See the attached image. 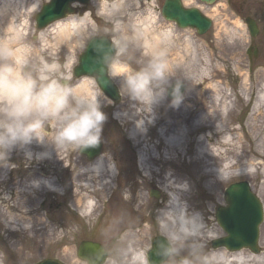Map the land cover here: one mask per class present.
I'll list each match as a JSON object with an SVG mask.
<instances>
[{
  "label": "rangeland",
  "instance_id": "1",
  "mask_svg": "<svg viewBox=\"0 0 264 264\" xmlns=\"http://www.w3.org/2000/svg\"><path fill=\"white\" fill-rule=\"evenodd\" d=\"M46 1L22 0L21 4L15 1L12 9H7L5 2L0 0V21L4 13L7 14L6 19L14 15L12 21L23 27L18 38L0 28V42L6 41L7 46L14 49L27 47L33 65L43 60L72 70L88 38L105 35L117 49L109 71L113 64H118L121 72L125 67L139 69L153 57L162 55L173 74L162 85L164 94L151 106V111H141L139 116L133 117L139 111H136L137 102L120 91L122 77H112L120 93L119 101L112 103L109 98L102 96L99 99L101 111L106 116L101 131L100 153H111V164L118 174V182H115L118 187L123 183L134 182V185H139L145 182L142 191L148 205L141 215L134 216V221L130 215L122 213L115 201L110 203L109 209L120 215L116 217L120 223L135 222V218L140 217L136 220L148 233L142 247L137 246L140 242L133 243L130 239L126 242L127 251L123 252L118 243L121 235L113 233L103 237L104 231H100L102 218L90 219L77 213L70 203L72 189L69 181L71 175H75L82 164L90 160L80 151L62 149L65 161L60 164L62 168L58 165L56 173L58 193L44 190L37 192V201L41 204L40 215L52 228H56V234L45 244L36 231L11 233V228L0 219V264H33L43 259H55L63 264H85L76 254L82 240H92L103 246L106 251L103 264H132L136 254L151 248L154 236H162L158 219L169 209V192L173 195L174 189L165 188L159 181L170 183L176 179L179 181H174L173 186L184 188L182 202L188 209L186 214L203 219L205 232L202 253L207 258V264H216L209 261L212 250H216L217 254L229 253L223 247L211 246L212 240L225 235L216 223L215 210L225 205L223 193L226 187L232 182L247 181L252 192L262 201L264 212V106L261 107V115L253 120L252 132L247 128L259 91L264 85V0H216L211 6H203L202 11L212 20V25L202 35L194 29H179L164 20L157 8L161 0H90L85 5L86 15L73 14L63 18H73L77 23H82L77 30L70 28V42L62 38L56 41L53 26H35L34 16ZM245 16L255 19L260 28L259 35L254 39L246 29ZM81 77L73 75L71 83L76 85ZM173 82L184 84L181 101L175 107L166 95V89ZM181 105L190 107L191 111L180 117L177 109ZM114 112H123L129 117L120 121L115 118ZM143 116L146 117L141 118ZM149 116L158 120L159 128L166 127L167 132H174L178 127L189 130L183 154L180 155L182 159L178 158L179 163L161 165L148 162L152 170L161 172L160 176L153 178L142 171L137 156L139 149L147 144V138L155 143L160 142L155 136L154 127L148 124L150 130L145 143L130 135L133 121ZM199 138L203 141L198 142ZM200 143L207 147L208 155L202 158V162L197 161L189 166L187 162L196 159ZM174 153L170 157L175 158ZM69 160L72 161L69 168L72 172L68 168L64 170ZM206 163L210 166H205ZM227 163L231 168H225ZM49 169V162H46L44 177ZM250 169L251 173H246ZM208 170L215 173H207ZM225 173L228 176L222 178L221 175ZM1 178L10 179L7 168L0 170ZM9 187L8 183L4 186L0 184V193L11 197ZM28 191L36 194L33 189ZM151 192L156 196H152ZM107 208L108 205L103 204L98 210ZM14 222L16 228H19L17 223L21 225V221ZM22 224L37 229L31 219L24 220ZM258 241L261 250L259 254H264V213ZM239 251L246 255L251 253L247 249ZM186 255L187 246L174 258L168 256L163 264H179L180 259ZM255 259L252 258L250 264H256Z\"/></svg>",
  "mask_w": 264,
  "mask_h": 264
},
{
  "label": "clouds",
  "instance_id": "2",
  "mask_svg": "<svg viewBox=\"0 0 264 264\" xmlns=\"http://www.w3.org/2000/svg\"><path fill=\"white\" fill-rule=\"evenodd\" d=\"M109 75L123 78L120 91L137 102L139 113L151 111V106L164 94L162 85L173 74L161 55L139 69L125 67L120 73L109 71ZM72 80L70 68L43 60L33 65L27 47H0V163L6 161L14 147L25 148L34 141L50 144L56 150L77 152L100 143L106 116L101 111L98 82L95 78L89 79L87 83L92 91L82 94ZM180 101L177 84L171 104L175 107ZM142 123L137 121V127ZM25 155L31 158L32 154L26 152ZM46 155V152L39 153L37 158ZM158 225L171 245L167 253L170 259L187 246L188 255L183 256L179 264H207L202 253L205 232L202 218L188 216L180 205L165 211ZM146 253L134 257L132 264H149Z\"/></svg>",
  "mask_w": 264,
  "mask_h": 264
},
{
  "label": "bare ground",
  "instance_id": "3",
  "mask_svg": "<svg viewBox=\"0 0 264 264\" xmlns=\"http://www.w3.org/2000/svg\"><path fill=\"white\" fill-rule=\"evenodd\" d=\"M5 2V7L11 8L13 7V3L16 1L21 4L22 0H3ZM18 11L17 13H19ZM4 13V11H3ZM15 13V15L17 14ZM7 14H3V18L0 21V28L4 31L11 32L13 34V37H19L21 30L23 29L22 25L15 24L14 21H12L13 16H11L10 19H6ZM7 22H6V21ZM82 23H77L75 19L66 18L57 20L53 24L49 26H53L52 30L55 32L56 41L62 38L66 42H70L71 38V32L70 28L73 30H77L78 26H80ZM6 26V27H5ZM5 27V28H4ZM0 47H8L6 44V41L0 42ZM18 49H22L18 48ZM111 71H115L117 73L121 72V67L118 64H113ZM89 79H92V77L89 76H82L76 83L78 85V90L82 94H88L92 91L90 85L87 83ZM84 83H81V82ZM101 91V90H100ZM101 96L103 98H106L107 96H104V94L101 91ZM100 99V97H99ZM264 106V85L261 88V91H259L258 97L256 99V103L253 107V113L250 118V122L248 123V130L252 132L254 129V122L253 120L257 119L261 115V107ZM119 108V107H118ZM119 110H124L123 108H119ZM190 112L191 109L188 106L181 105L177 109V113L180 114L179 116H183L187 112ZM141 115V112H137L134 116ZM114 116L116 119H119L120 121L126 120L129 116L126 113H120V112H114ZM151 116L148 117V122L150 124H158V120L155 121V118ZM132 122V120L130 119ZM225 123V122H224ZM194 125H198V123H194ZM193 126V129L195 128ZM160 130L155 131V136L158 140H160L159 143H155L150 141L151 138H147V135L149 133L150 129L145 128L142 124L137 127V122L133 121L132 129L130 132L131 137H137L140 139V142L145 143L147 138V144H145L142 148L138 151V157L139 162L141 165L142 171L145 172V174H148L153 177L160 176L161 173L156 172L150 168L148 165V162H154V163H160L161 165H164L166 163H172L177 164L178 158H181L180 155L183 154V145L186 142V136L189 134V130H185L182 127H178L172 131L167 132L166 127L159 128ZM192 129V130H193ZM192 130H190L192 132ZM194 131V130H193ZM144 132V134H143ZM170 132V133H169ZM203 141V139L199 138L198 142ZM163 145V146H162ZM207 147L204 145H199L197 149V156L194 160H189L187 164L189 166H192V164H195L197 161L202 162V158L204 156H207ZM30 152L31 158L26 157L25 153ZM47 153L46 156H42L40 158H37V154L39 153ZM174 153L176 156L175 158L170 157L171 153ZM16 153V154H15ZM18 157V158H17ZM64 156H62V149H55L54 146L47 144H37L35 141L25 146V148H18L14 147L11 149L7 155V159L5 162L0 163V170L4 169L7 166L12 165L14 162H21L23 165L25 164H32L35 163V161H44L49 162L50 169L47 171V176L44 177V170L40 171L38 168H28L23 169V171H26L28 175L24 176L20 179L11 178L9 180H6L5 178L0 179V184L3 185L5 182H7L10 185V194L11 197H7L4 193H0V219L4 224L11 228V233H15L17 231H25V232H33L36 231L40 239L45 243H49L52 237L56 234V228L50 226L49 222H46L42 219V216L40 215L41 210V204L38 203V191L44 190L47 192H50L52 194L58 193L57 188V181L58 178L56 176V173L59 169V166L61 162H64L65 159H63ZM113 157H111V153L109 152H102L99 153L97 156H95L93 159H90L87 164L81 166V168L77 171V173L74 175H71V180L69 181V186L72 189L70 192V203L74 207V210L77 211L81 216L85 218H96L100 217L102 218V227H100V231H104L103 237H106L111 234L117 233L118 235H121V239L119 240V245L122 247V251H127L126 249V242L130 239L133 240V243L140 242L137 244V246H141L144 244L145 237L147 236L148 230L139 223L138 218H135L136 215H141L143 210H146L148 207L147 205V199L144 198L143 194V186L145 185V182H141L139 185H134V182H130L128 184L123 183L119 187L115 184V182H118V174L115 171L114 166L111 164ZM182 161V160H180ZM184 161V159H183ZM250 165H252V162H249ZM59 165V166H58ZM72 165V161L69 160L68 166L64 167V170L67 168L69 169ZM78 165V164H77ZM95 166V167H93ZM205 166H210L206 163ZM253 166V165H252ZM18 167V166H17ZM61 167V166H60ZM231 168V165L229 163L226 164L225 168ZM62 168V167H61ZM67 169V170H68ZM16 169H12L11 172L14 173ZM69 171L72 172V170L69 169ZM252 169L246 171V173H251ZM207 173H215V171L208 170ZM224 176H228V174L221 175L222 178ZM151 178H149L151 180ZM144 180H148L147 178H144ZM149 180V181H150ZM179 181V180H173L170 183H165L163 180L159 181L160 185H164L165 188H172L174 189L173 193L174 196L172 198V201L169 204V209H173L174 207H179L180 205L183 206L185 212L188 213L187 207H185L184 203L182 202L184 195V188L182 186L177 187L173 186V182ZM128 186V187H127ZM29 189H33L36 191V194H34V191L31 193L28 191ZM176 192V193H175ZM118 205V207L121 208V211L123 214L130 215L133 221L129 223H120L116 217H120V215H116V213H113L112 210L109 209L110 203L112 202ZM103 204H107V209H102L101 211L98 210L100 207H102ZM153 204H151L152 206ZM168 209V210H169ZM167 210V211H168ZM150 214V211H149ZM148 214V215H149ZM14 216H17L18 218H14ZM26 219H31L34 221V226L37 227L36 230H33L32 227H27L22 224V222ZM14 220L21 221L22 226H18L19 228H16L17 225L14 222ZM119 222H117V221ZM133 222V223H132ZM19 224V223H18ZM61 226V225H60ZM35 228V227H34ZM135 228H138L135 230ZM210 236H213L210 235ZM63 237V236H61ZM140 248V247H139ZM228 251V250H227ZM229 253H221L217 254L216 250H212L209 255V261L214 262L216 264H250L252 262V258L255 259L256 264H264V254H259L256 256L254 254L246 255L242 253L241 251L238 252H232L228 251ZM139 254H136L135 257H137ZM253 256V257H252Z\"/></svg>",
  "mask_w": 264,
  "mask_h": 264
},
{
  "label": "water",
  "instance_id": "4",
  "mask_svg": "<svg viewBox=\"0 0 264 264\" xmlns=\"http://www.w3.org/2000/svg\"><path fill=\"white\" fill-rule=\"evenodd\" d=\"M89 0H50L45 3L36 14L35 25L43 28L55 20L73 13L71 3L87 4ZM207 3L213 0H203ZM162 16L173 21L179 28L195 29L197 34L205 33L211 24L206 16L194 8L184 9L178 0H166L162 9ZM249 35L254 38L259 33V28L250 17H245ZM115 47L106 37L91 39L84 52L79 56L78 65L73 69V75L93 76L101 90L114 102L119 100V93L107 75V65L113 58ZM179 85V95L184 91L182 82H173L166 90L167 96L173 99V89ZM101 143L95 147L80 150L87 159H93L99 154ZM154 195V194H152ZM156 196V195H155ZM226 206L218 207L215 213L216 221L226 233V236L212 241L213 247L224 246L230 251L240 248H249L253 253L258 252V226L262 221V206L258 197L251 192L247 182L239 181L229 185L225 191ZM170 244L162 236L152 239L151 248L147 259L149 264H162L168 257ZM78 257L87 264H102L106 258L103 246L93 241L80 242L77 250ZM35 264H62L57 260L44 259Z\"/></svg>",
  "mask_w": 264,
  "mask_h": 264
},
{
  "label": "flooded vegetation",
  "instance_id": "5",
  "mask_svg": "<svg viewBox=\"0 0 264 264\" xmlns=\"http://www.w3.org/2000/svg\"><path fill=\"white\" fill-rule=\"evenodd\" d=\"M178 1L181 3V5L184 8H195V9L200 10V11H202V7L203 6H211V4L216 2V0H215L213 3L208 4V3H206V2H204L202 0H190L191 2H185V0H178ZM229 1L231 2V0H229ZM164 2H165V0H161L159 2V5H157V8L159 10H161ZM86 10H87L86 6H78V5L75 6V14H85L86 15V13H85ZM172 24H174V23H172ZM116 51H117V49H116ZM44 166H45V162L44 161H39V160L35 161V163H32V164L29 163V164H25V165H23L21 162L18 161L17 164L14 162V163H12V165L7 166L4 169H6V168L8 169V174H9L10 179H11V177L16 179L15 176H17L20 179V178H23L24 176L28 175V173L26 171H23V169L25 170V169H28V168H35L36 167L37 169L39 168L40 171H43L44 170ZM14 168L16 169L14 171V173L17 172V174H15V176H14V173L11 172V170L14 169ZM4 169H2V171ZM3 174H5V172ZM5 184H7V182H5L3 184V186ZM0 240H1V236H0Z\"/></svg>",
  "mask_w": 264,
  "mask_h": 264
}]
</instances>
